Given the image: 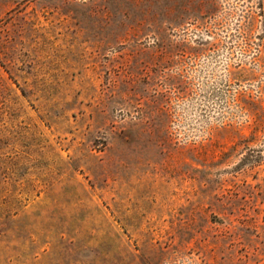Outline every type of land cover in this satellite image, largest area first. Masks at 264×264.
Returning a JSON list of instances; mask_svg holds the SVG:
<instances>
[{"label":"rangeland","instance_id":"374dc122","mask_svg":"<svg viewBox=\"0 0 264 264\" xmlns=\"http://www.w3.org/2000/svg\"><path fill=\"white\" fill-rule=\"evenodd\" d=\"M0 264H264V0H0Z\"/></svg>","mask_w":264,"mask_h":264}]
</instances>
